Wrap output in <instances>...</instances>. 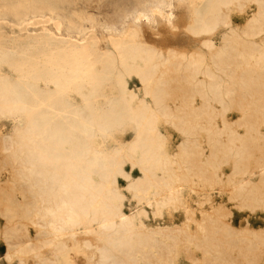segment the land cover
Returning a JSON list of instances; mask_svg holds the SVG:
<instances>
[{
	"label": "bare ground",
	"instance_id": "6f19581e",
	"mask_svg": "<svg viewBox=\"0 0 264 264\" xmlns=\"http://www.w3.org/2000/svg\"><path fill=\"white\" fill-rule=\"evenodd\" d=\"M56 1L71 15L0 0V121L14 123L0 137V264H264V227L233 226L218 191L199 209L181 198L227 188L239 210H264V0H84L110 8L98 23ZM126 125V147L95 143ZM148 209L183 218L150 226L136 218Z\"/></svg>",
	"mask_w": 264,
	"mask_h": 264
},
{
	"label": "rangeland",
	"instance_id": "374dc122",
	"mask_svg": "<svg viewBox=\"0 0 264 264\" xmlns=\"http://www.w3.org/2000/svg\"><path fill=\"white\" fill-rule=\"evenodd\" d=\"M55 8H61V6H63V11L69 15H71V11L70 9H68V3H62L60 1H56L55 0ZM73 6H77L78 8V12L80 17H84L85 15H91V17L95 20L96 23H98L101 19H104L105 17V12H109L110 8L107 6H101V7H95L94 4L89 5L87 2H85L84 0H77ZM70 7V6H69ZM250 8L247 7V11H249ZM85 14V15H84ZM236 13H232V15H234ZM235 20H240L238 17L233 16ZM114 20H119V18H117L116 16L113 17ZM86 23V22H85ZM50 23H48L49 25ZM37 26H31V28L34 27H38ZM65 27H63L64 29ZM6 32H10V28L6 27L5 28ZM31 32V31H29ZM16 33V32H15ZM34 33V32H32ZM261 37H263V35H260ZM260 36H258V39H260ZM229 117L233 118L236 117L238 115V113L236 111H229L228 112ZM13 121L9 120V121H0V137L3 134H7L10 133L13 127ZM159 129L167 136L168 138V148L170 150H174L175 148V144L178 142V140H180V136L174 131L173 128H171L168 125H165L162 121L159 122ZM240 131H242V129H240ZM261 131L264 133V127H261ZM134 136V130L133 128H131L130 125H126L122 130H113L110 131L108 133V135L105 138H102L100 136H97L94 138L95 143L101 147H106V148H112L113 146H118L121 145L123 147H126V145L128 144V142L133 138ZM204 150L205 152H209V147L208 145L205 143L204 144ZM6 152L2 150V148L0 147V178H4L6 176V174H8V171H11V166L10 164H6L4 161V157H5ZM125 169L127 171H131V167L127 164L125 165ZM231 171V167L230 166H224L222 168V170L219 172V174L221 175L222 179L226 180L227 179V174ZM132 175L133 176H137L138 175V170L137 168H134L132 170ZM257 178V177H256ZM119 185H120V190L121 192L126 195L127 199L125 201V206L126 209L128 207H132L134 210L136 209V201L134 198H132L130 196V194L128 192H126L125 190V180L122 178H119ZM190 187H192L194 189V191L192 192L190 190ZM208 191L212 192V191H218L219 192V197H214L213 198V203H223L229 210H231L233 212V214L228 218L231 221V224L233 226H237V227H242L243 225H245L246 221H249L251 227L253 228H257L258 230H260L261 228L264 227V210L263 209H258L254 212H250L248 210H239L236 207L237 201L236 200H232L230 199V191L227 188H219V187H215L212 189H209L208 187H202L199 184H189L184 186V189L182 190V194H181V198L182 201L184 202V204H186L189 207L192 208H197L199 209V204L201 202H204L202 195L204 193H208ZM16 197L21 198V192L19 190H16L15 192ZM209 207V205L204 204L203 203V208H207ZM183 210L180 209V211L178 212H174L171 209H166L164 210V220H160L158 218H155L151 211L148 209V214L145 216L143 214L140 215H136V218L139 219H143L145 221V223L147 225L150 226H155L158 223H166L168 225H171L173 223H178L181 221V219L183 218L182 216ZM196 215L198 216L199 213L198 211L196 212ZM27 223V222H25ZM5 224V220L4 218L0 215V230H2V228L4 227ZM27 228L32 232V227L30 225H27ZM33 233V232H32ZM6 251V244L5 241L0 238V254H4ZM179 264H190V262L184 257V253L181 252L180 253V257H179Z\"/></svg>",
	"mask_w": 264,
	"mask_h": 264
}]
</instances>
